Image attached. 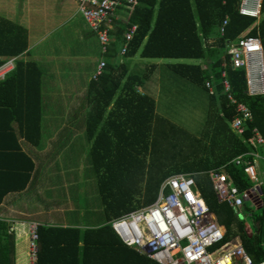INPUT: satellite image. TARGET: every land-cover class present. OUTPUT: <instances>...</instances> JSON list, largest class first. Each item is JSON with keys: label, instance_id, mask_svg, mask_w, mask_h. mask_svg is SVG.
I'll return each instance as SVG.
<instances>
[{"label": "trees", "instance_id": "1", "mask_svg": "<svg viewBox=\"0 0 264 264\" xmlns=\"http://www.w3.org/2000/svg\"><path fill=\"white\" fill-rule=\"evenodd\" d=\"M134 1L127 20L119 19L110 31L109 46L119 44L126 27L135 24L136 32L124 57H131L138 51L142 58H206L203 66L188 63L168 64L174 73L204 90V82L212 76L214 92L208 94V119L203 128V137L190 138L195 144L191 152L198 151L201 154L184 158L179 163L180 166H162L157 171L159 173L147 174L149 183L144 186L133 184V178H144L145 175H142V171L135 175L134 170L126 168L135 161L132 152L136 146L147 150L151 131L162 132L155 113L154 99L145 93H138L135 88L148 78L155 64H150V73L141 76L138 73L127 74L124 61L114 63L110 58L107 59L101 76L89 84L87 100L90 108L85 120L87 138L92 139L90 157L97 174L105 223L84 229L37 224L36 264H158L134 248L124 245L112 230L110 221L152 203L160 183L172 174H207L208 170L217 169L225 173L240 191L250 189L254 184L244 172L243 164H235L233 160L238 155L251 151L247 139L250 138L254 126L264 138V94H247L245 72L242 68L231 67L226 43L236 40L247 31V36L259 37L264 54V0L261 3L260 19L254 26V18L238 13L239 0ZM225 16H228V24L224 35L219 36L218 26ZM26 47V30L0 18V56H17ZM222 71L230 84V93L237 101L246 104L252 114V119L245 123V132L241 136L234 133L229 125L236 112L223 92ZM40 82L41 71L38 65L34 61L23 60H17L12 72L0 81V151H15L26 162L25 169H20L22 184L2 188L0 202L6 191L23 189L34 170V162L17 144L12 123L17 122L18 134L22 138L31 145H38L41 118ZM17 83L26 85V89L20 90L19 107L25 109L13 110L12 115L13 108L7 101L6 88ZM25 99L27 104L24 107L22 102ZM16 114L21 116L20 119L15 117ZM7 133L14 136L13 146L2 144ZM248 158L246 156L245 160ZM197 186L223 233L222 240L209 248L210 255L213 258L218 257L231 246H226L221 253L214 254L217 246L228 244L232 238L239 237L243 249L254 262L264 260V179L259 184V195L256 198V209L259 213L248 209L253 225L250 234L246 233L245 225L237 222V218L230 213L223 214L222 219H215L217 212L213 211L212 206L221 202L216 199L210 180V192L199 187V184ZM234 225L236 229L232 228ZM2 227L0 223V264H9L8 249L1 243ZM10 238L13 241V234Z\"/></svg>", "mask_w": 264, "mask_h": 264}, {"label": "built area", "instance_id": "2", "mask_svg": "<svg viewBox=\"0 0 264 264\" xmlns=\"http://www.w3.org/2000/svg\"><path fill=\"white\" fill-rule=\"evenodd\" d=\"M90 30L97 36L102 54L109 50L110 31L118 18L127 20L134 0H74ZM262 0H239L238 13L255 19L261 16ZM119 11L121 15L119 17ZM225 16L218 26L219 36L224 35L228 24ZM136 25L126 27L119 42V54L124 55L128 44L136 32ZM243 32L236 40L226 43V53L232 68H242L245 72L246 92L250 96L264 94V54L259 37L247 36ZM225 61L222 65L224 66ZM14 67V58L0 65V80ZM105 60L96 65L91 79L97 80L104 71ZM221 84L228 102L234 107L236 116L229 122L231 130L241 136L245 123L252 114L249 107L237 101L230 93V84L221 72ZM206 90L214 92L212 76L204 82ZM252 148L247 154L234 158L235 164H243L244 172L254 182L250 189L240 191L220 170L207 171L212 189L218 202H226L233 208H241L244 201L256 206L259 195L258 161L264 165V138L257 127L251 129L247 139ZM257 148L263 150L262 156ZM249 156L245 160V157ZM114 233L120 241L134 248L158 264H264V260L254 262L240 244L216 258L209 248L223 238L220 226L214 220L208 206L194 189L190 173H176L167 176L159 185L155 200L147 205L122 214L110 221ZM28 262L37 261V224L31 222L28 229Z\"/></svg>", "mask_w": 264, "mask_h": 264}, {"label": "crops", "instance_id": "3", "mask_svg": "<svg viewBox=\"0 0 264 264\" xmlns=\"http://www.w3.org/2000/svg\"><path fill=\"white\" fill-rule=\"evenodd\" d=\"M55 9L57 8L54 7L52 9L48 0H0V18L9 20L24 28L27 36L26 49L17 56H0V65L8 59L14 58V67L17 60L34 61L41 71V118L40 141L38 145H31L22 138L18 134L17 122L12 123V127L16 131L15 138L17 139V144L21 151L34 162V170L23 189L6 191L0 202V223L3 225L1 228V243L8 249L7 260H9V264H29L28 229L31 222L36 224L73 226L80 229L97 227L103 224L87 225L81 223L75 217V214H65L64 212L63 214H55L54 218H56V221L51 220L48 216L47 206H42L44 200L39 192V187L41 186L40 180L44 178H61L60 182L63 186L69 187L68 181L72 185L74 180H77L75 178L78 175H75V177L74 175L67 176L66 173L68 171H78L81 161L80 156L83 157L85 153L87 155L88 151L91 152L92 145V139L87 138L85 126L86 113L90 108L87 100L88 89L92 79L90 77L85 83L79 81L78 65L74 60H69L75 59L76 54H74L72 46L64 48L66 45L73 44V42L68 41L69 37L65 41L64 36H60L57 40L60 43L57 44V49L55 50H52V47L48 43L43 45L47 33H51L53 30L52 27L49 29L48 27L57 18V14L53 13ZM61 9L63 10V2L59 4V10ZM41 10L52 13L44 14L41 18L32 14V12H40ZM121 13L119 11V17ZM119 19L115 20L114 24ZM42 28L45 29L42 30ZM74 34L76 35L75 38H78V34L73 30L71 31L70 38L73 39ZM62 41L66 42V44ZM40 45L42 46L40 47ZM116 46H118V43ZM109 48L111 53L110 60L112 62L124 61L116 59L117 52L113 46H109ZM65 51L67 52L63 53ZM103 60L107 61L105 58ZM124 62L127 63L126 61ZM128 68L129 65L126 64L127 74H136L134 72L131 73L130 68ZM12 70L8 73L12 72ZM135 88L138 93H145L154 99L156 113L157 101L155 96L151 95V85L142 83L141 86H136ZM6 89L7 101L11 104V108H13L12 115L14 111L24 110L25 108H19L20 90L26 89V85L22 86V83H17ZM143 89L146 92H143ZM26 104L27 100L25 99L22 105L25 107ZM15 117L20 119L21 116L16 114ZM262 122L263 118L261 117ZM3 140L2 144L5 143L7 147L14 145V136L10 133H7ZM90 163L92 165L91 161ZM25 166L26 162L15 151H0V191L4 187L22 184L23 176L20 173V169H25ZM63 175L66 176L63 177ZM258 175L259 178L261 177L260 180H262L264 175L263 164L262 166L258 164ZM48 185L50 184L48 183ZM249 231L251 232L250 229ZM11 234H13V241L10 238Z\"/></svg>", "mask_w": 264, "mask_h": 264}, {"label": "rangeland", "instance_id": "4", "mask_svg": "<svg viewBox=\"0 0 264 264\" xmlns=\"http://www.w3.org/2000/svg\"><path fill=\"white\" fill-rule=\"evenodd\" d=\"M48 2L51 4L52 9L54 7L57 8L53 10V13L57 14V18L54 20L55 22L48 27V29L52 27L53 30L51 33H47L43 45L48 43L52 47V50H55L57 49V44L60 43V41L57 42L60 36H64L65 41H67L69 37L68 41L73 42V44L66 45L64 48L72 46L76 58L69 60H74L75 63H77L80 75L79 81L85 83L92 77L93 71H95L93 69L96 68V64L103 58L109 59L111 54L110 50H108L106 54H102L98 38L90 30L88 24L81 15L76 1L48 0ZM60 2H63V10H59ZM50 13L52 12L42 10L40 12H32L33 15L39 16V18L44 14ZM44 29L45 28H42V30ZM72 30L78 34V38H75V34L73 39L70 38ZM62 42L66 44V42ZM41 46L42 45H40V47ZM113 47L117 52L116 59L126 61L131 73H138L142 76L145 73H150L148 70L150 64H155L154 70H152L148 76L149 78H147L146 81L144 80L145 82L143 83L151 85L152 87L151 95L155 96L157 101L156 113L161 124L162 132L158 133L151 131L147 150L136 146L135 150L132 152L135 161L130 166H126V168L128 167L134 170L135 175L137 172L142 171V175H145V177L133 178V184L144 186L149 183L148 178H146L147 174L154 175L153 172L159 173L157 171H159V168L162 166L163 168L180 166L179 163H181L184 158H192L193 156L201 154V152L199 153L198 151L191 152L192 146L195 144L190 138L203 137V128L208 119V94H210V92L174 73L168 64L188 63L200 64L203 66L206 64V58H142L138 51L131 57H124L119 54V44ZM66 52L67 51L63 53ZM143 92L146 91L143 89ZM205 143L209 144L210 142L205 141ZM257 151L260 156H262L263 150L257 148ZM90 156L89 151L87 155L85 153L83 157L80 156L81 161L78 171L74 170L66 173L67 176L74 175L75 177V175H78V177L75 178L77 180H74L72 185L70 181H68L69 187L62 185L60 182L61 178H44L40 180L41 186L39 187V192L44 200L42 206H47L48 216L51 220L56 221V218H54L55 214H63L64 212L65 214H75V217H77L81 223L87 225L105 222L103 205L98 191L97 174L90 163ZM161 157L162 159H160ZM258 164L262 166L260 159ZM66 175H63V177ZM191 175L194 180V189L197 193L199 192V195H201V193L197 186L198 184L199 187L205 188L210 192L209 179L206 173L201 172ZM262 179H264V175ZM48 183L50 185H48ZM52 183L54 184L52 185ZM140 197L142 198L141 195ZM204 202L208 205L206 200H204ZM244 202L245 204L239 208V211H236L235 208L229 206L225 202L213 205V211L216 210L215 212H217L215 219H222L223 214L227 215L230 213L237 218V222L245 225L246 233L250 234L249 229L251 230L253 225L248 209L253 210L255 213H259V210L256 209V206L250 201ZM232 228L236 229L235 225ZM236 242L241 245L239 237L232 238L228 244L217 246L214 254L221 253L226 246L233 247L237 244Z\"/></svg>", "mask_w": 264, "mask_h": 264}, {"label": "water", "instance_id": "5", "mask_svg": "<svg viewBox=\"0 0 264 264\" xmlns=\"http://www.w3.org/2000/svg\"><path fill=\"white\" fill-rule=\"evenodd\" d=\"M236 211H239V208H235Z\"/></svg>", "mask_w": 264, "mask_h": 264}]
</instances>
